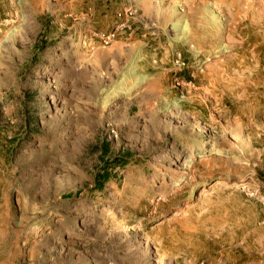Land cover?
<instances>
[{
    "label": "rangeland",
    "instance_id": "374dc122",
    "mask_svg": "<svg viewBox=\"0 0 264 264\" xmlns=\"http://www.w3.org/2000/svg\"><path fill=\"white\" fill-rule=\"evenodd\" d=\"M0 264H264V0H0Z\"/></svg>",
    "mask_w": 264,
    "mask_h": 264
},
{
    "label": "bare ground",
    "instance_id": "6f19581e",
    "mask_svg": "<svg viewBox=\"0 0 264 264\" xmlns=\"http://www.w3.org/2000/svg\"><path fill=\"white\" fill-rule=\"evenodd\" d=\"M210 151H212V148H209ZM191 158L186 159V157L184 156V153H181L179 155H177L174 158V163L180 168L182 169H187L188 165H190Z\"/></svg>",
    "mask_w": 264,
    "mask_h": 264
}]
</instances>
